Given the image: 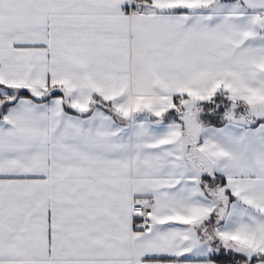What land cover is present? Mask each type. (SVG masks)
Listing matches in <instances>:
<instances>
[{
  "label": "snow or ice",
  "instance_id": "1",
  "mask_svg": "<svg viewBox=\"0 0 264 264\" xmlns=\"http://www.w3.org/2000/svg\"><path fill=\"white\" fill-rule=\"evenodd\" d=\"M0 264H264V0H0Z\"/></svg>",
  "mask_w": 264,
  "mask_h": 264
}]
</instances>
